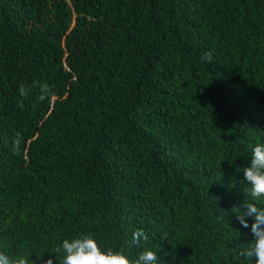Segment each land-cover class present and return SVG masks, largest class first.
<instances>
[{"label": "trees", "instance_id": "16d2710c", "mask_svg": "<svg viewBox=\"0 0 264 264\" xmlns=\"http://www.w3.org/2000/svg\"><path fill=\"white\" fill-rule=\"evenodd\" d=\"M256 143L264 0H0V252L59 264L91 233L131 259L254 264L235 212Z\"/></svg>", "mask_w": 264, "mask_h": 264}, {"label": "clouds", "instance_id": "9594fccd", "mask_svg": "<svg viewBox=\"0 0 264 264\" xmlns=\"http://www.w3.org/2000/svg\"><path fill=\"white\" fill-rule=\"evenodd\" d=\"M203 59L211 62L212 54L205 53ZM39 87V98L44 100L50 95L51 89L47 84ZM28 91L23 84L19 85L20 96L27 97ZM242 171L245 181L250 185L244 191L253 199L252 201L244 200L238 206L241 211L235 213L237 220L244 228L249 227L247 218H252L250 230L253 239L248 247H241L238 254L243 258L254 259V264H264V207L257 203L260 198L264 197V143L251 146L250 163L243 167ZM142 237L147 238L142 230L134 231L132 243L139 244ZM50 254L55 255L59 264H159L156 252L150 249L142 251L138 257L131 259L122 251L102 247L91 233H82L70 239H63L62 243ZM0 264H36V262L23 252L15 256L0 252ZM43 264H53V256L49 255Z\"/></svg>", "mask_w": 264, "mask_h": 264}]
</instances>
